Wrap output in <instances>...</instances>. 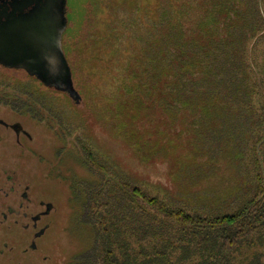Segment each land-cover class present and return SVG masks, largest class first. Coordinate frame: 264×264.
Returning <instances> with one entry per match:
<instances>
[{
    "label": "rangeland",
    "instance_id": "obj_1",
    "mask_svg": "<svg viewBox=\"0 0 264 264\" xmlns=\"http://www.w3.org/2000/svg\"><path fill=\"white\" fill-rule=\"evenodd\" d=\"M258 1L262 29L257 25L251 27L248 20L246 28L241 30L233 18L235 26L231 25L230 36L225 32L223 38L225 52L234 50L231 54L235 59L242 57L247 64L254 61L264 77V0ZM254 5L255 0H244L240 12L252 14L255 19ZM209 7L210 0H67V24L61 48L73 87L80 96L78 104L22 69L0 66L2 94L14 96L16 93L26 98L22 93L36 95L65 123L61 125L64 137H60L58 126L47 128L14 112L2 103L3 97L0 99V120L7 124L19 123L30 136L27 139L20 135L17 142L14 132L0 125V264H72L75 255L90 247L91 229L81 218L80 225L75 222L74 202H70L73 174L86 181L85 184L100 180L86 171L87 168L93 171L95 166L79 153L83 146L91 150L95 163L102 166L101 172L97 169L95 172L107 178L117 175L121 181L130 180L149 196H158L188 210L213 212L235 206L243 197L253 195L257 183L253 160L258 132L255 126L256 118L264 113L262 100L252 97L250 111L256 117L242 104V107L235 105L236 111L229 120L215 118L213 111L207 117L198 111L200 118L194 119L195 108H183L178 103L170 109L175 114L174 120H169L158 105L157 109L145 108V99L141 97H136L134 103L123 87L127 77L124 67L128 64L131 68L137 67V60L146 55L150 34L161 29L163 12L181 13L180 27L191 36L199 22H204ZM223 13L217 15L221 29L224 25L227 27ZM155 52L151 49L150 55L154 56ZM217 57V69L209 85L221 86L222 90L219 81L225 80L228 72L222 68L224 52H219ZM196 76L202 74L197 72ZM141 78L136 76L138 85L144 83ZM198 82L193 84L191 94L202 87L201 81ZM208 82L204 81L205 88H209ZM180 107L183 109L176 113ZM222 121L224 125L218 126ZM133 141L145 143L137 147ZM255 148L264 166V142ZM262 177L264 182V173ZM12 184H27L33 201L44 200L55 207L47 219L49 228L34 252L22 253L28 233L13 226V220L19 218L2 222L1 213L8 215V206L17 209L13 197L7 199ZM3 242H8V248L3 247Z\"/></svg>",
    "mask_w": 264,
    "mask_h": 264
},
{
    "label": "trees",
    "instance_id": "obj_2",
    "mask_svg": "<svg viewBox=\"0 0 264 264\" xmlns=\"http://www.w3.org/2000/svg\"><path fill=\"white\" fill-rule=\"evenodd\" d=\"M241 8H244V0H210L204 22H199L191 36H187L180 27L181 13L163 12L161 29L159 33L158 29L150 34L146 55L137 60V67L131 68L129 64L124 67L128 79L126 77L123 87L130 99L134 103L136 97L145 99V108L148 109H157L158 105L169 120H174L175 114L170 109L177 107L178 103L183 108H195L194 119L200 118L198 111L206 117L213 111L215 118L229 120L236 111L235 105L240 107L242 104L248 107L252 117H256L250 111L253 109L252 97L255 95L257 100H262L264 108V77L254 61L250 59L247 64L242 57L235 59L231 54L234 50L229 52L226 49L225 52L224 49L223 33L229 35L231 25L237 24L242 30L249 20L251 27L257 25L262 29L259 1L255 0V19L252 14L241 13ZM222 13L225 15L224 23H227L223 29L217 25V15ZM250 31L254 33V30ZM139 48L142 51V47ZM151 49L156 51L154 56L150 55ZM221 51L225 56L222 68L228 72L226 79L219 81L223 85L222 90L221 86L209 85L213 83L217 55ZM233 59L236 61L233 62ZM138 67L140 71H137ZM246 71L251 74L250 77ZM197 72L202 76H196ZM138 75L143 76L141 81L144 80L139 85ZM199 80L202 87L194 89L191 94L193 84L198 85ZM204 81H209V88L203 86ZM22 94L31 100L7 92H0V99L3 97L2 103L14 112L28 116L47 128L58 126L59 136L64 137L63 118L47 104L46 108L43 99L38 96L28 92ZM181 107L176 109V113L183 109ZM255 127L258 132L253 160L257 183L253 195L243 197L235 206L213 212L188 210L158 196L151 197L130 180L121 181L117 175L107 178L99 174L102 166L95 163L91 150L81 147L79 153H83L85 161L92 167L95 166L93 171L90 168L86 171L99 176L100 180L85 184L86 181L75 177V174L71 177L70 202H74L75 222L80 225L78 219L81 218L90 227L92 236L89 238L90 247L75 255L76 260H71L72 264H264V251L256 248H264V166L255 148L264 142V113L256 118ZM142 143L145 142L137 144L136 141L134 145L140 147L144 145ZM96 169L100 172H95Z\"/></svg>",
    "mask_w": 264,
    "mask_h": 264
},
{
    "label": "water",
    "instance_id": "obj_3",
    "mask_svg": "<svg viewBox=\"0 0 264 264\" xmlns=\"http://www.w3.org/2000/svg\"><path fill=\"white\" fill-rule=\"evenodd\" d=\"M66 2L39 0L27 14H12L5 24H0V66L22 69L44 86L67 94L78 104L80 96L73 87L61 48L67 24ZM0 124L5 123L0 120ZM11 128L16 134L22 130L19 123L12 124Z\"/></svg>",
    "mask_w": 264,
    "mask_h": 264
},
{
    "label": "flooded vegetation",
    "instance_id": "obj_4",
    "mask_svg": "<svg viewBox=\"0 0 264 264\" xmlns=\"http://www.w3.org/2000/svg\"><path fill=\"white\" fill-rule=\"evenodd\" d=\"M38 1L39 0H0V24H5L12 14H14V16L27 14L32 10ZM65 7L67 8V2ZM0 125H2L5 129L12 130L16 136L17 142L19 141L20 135L30 139L29 135H25L23 133V128L19 131V134H16L11 128L12 124L5 123ZM10 186L9 191L11 192V195H8L7 199H10L12 196L13 201L17 203V209L8 206V215L3 212L1 213L2 222L6 223L9 219L12 220L13 217L19 218V220H13V226L20 227L24 232L28 233L27 238L23 240L26 245L22 249V253L26 254L29 251L34 252L38 249V242L42 237H44L49 228V222H47V219H49L51 214L55 212V207L50 202L44 200L33 201L29 196V186L27 184H12ZM21 186H23L22 190ZM17 190L21 191L16 194ZM19 221H21V224H19ZM2 244L4 248L8 246V242H3ZM0 254H2V250L0 251Z\"/></svg>",
    "mask_w": 264,
    "mask_h": 264
}]
</instances>
